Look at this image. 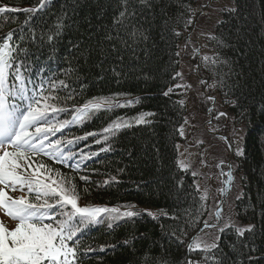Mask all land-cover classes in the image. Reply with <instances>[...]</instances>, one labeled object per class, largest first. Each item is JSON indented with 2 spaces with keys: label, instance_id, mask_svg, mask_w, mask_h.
Segmentation results:
<instances>
[{
  "label": "trees",
  "instance_id": "obj_1",
  "mask_svg": "<svg viewBox=\"0 0 264 264\" xmlns=\"http://www.w3.org/2000/svg\"><path fill=\"white\" fill-rule=\"evenodd\" d=\"M38 2L0 0V6L23 9L37 7ZM119 2L48 0L45 9L35 14L27 28L24 22L30 14H0V37L9 31L23 29L16 33L11 43L21 49L15 54L18 62L24 61L31 66V71L25 72L30 80L26 85L29 89L32 82L40 79L45 80V88H48V77L70 85L51 93L62 101L57 106L69 109L58 119H70L71 109L94 97L115 96L122 105L101 111L85 123L69 126L62 134H57L56 138L67 140L88 132L97 133L95 137L69 146L90 157L81 160L77 155L72 163L79 162V170L46 156L36 158L76 184L80 206L118 207L121 211L141 213L136 218L123 219L111 229L106 220L85 228L80 236V248L86 251L91 247L95 251L84 255L81 264H131L129 248L118 247L112 251L109 246L141 235L144 238L135 240L132 246L137 250V257L148 252L157 261L163 257L168 264H184L189 239L205 221H213V211L219 201L210 199L209 206L197 191L195 177L178 166L179 129L186 107L181 88H176L168 97L163 93L178 84L179 78L172 79L180 64V55L176 53L181 44L188 43L186 33L191 27L188 21L203 1L150 0L145 7H140L139 0H133L142 14L141 31L148 38L130 41L134 51L119 45L122 61L105 40V33L114 27L112 22ZM233 8L238 11L230 13L228 10ZM58 24L64 27L56 52L49 60L52 49L47 47L46 35L52 34ZM214 24L205 39L213 55L210 61L202 64V76L215 83L220 106L233 129H242L239 151L243 155L235 154L231 162L235 176L231 194L236 186L240 188L233 198V208L240 224L258 225L259 235L250 240L259 251L244 249V252L256 257L257 264H264V259L260 258L264 252V221L261 218L264 202V114L261 113L264 108V0H232L231 6L222 10L220 20ZM175 32L180 35H174ZM33 35L44 37L45 45L41 46L39 39L33 40ZM9 83L19 86L11 77ZM69 95L72 99H68ZM149 112L156 114L147 117L151 125H135L136 116ZM118 119L132 122L133 127L122 129L108 144L95 143L101 138L102 130ZM105 147L110 150L101 151ZM92 152L98 155L91 157ZM81 175L88 176L89 183L81 181ZM112 177H116L118 183L105 185L104 181H111ZM145 210L156 214L157 219L146 215ZM162 212L167 215H161ZM2 221L9 228L15 227L16 221L8 216ZM204 229L201 234L209 228ZM217 235L229 264L232 260L244 259L239 253L241 241L233 230L218 231ZM234 243L237 245L235 253ZM101 246H105L106 251L101 252ZM189 256L205 264L204 253L193 252ZM139 264H145V260L140 259ZM147 264L153 261L148 260Z\"/></svg>",
  "mask_w": 264,
  "mask_h": 264
},
{
  "label": "snow or ice",
  "instance_id": "obj_2",
  "mask_svg": "<svg viewBox=\"0 0 264 264\" xmlns=\"http://www.w3.org/2000/svg\"><path fill=\"white\" fill-rule=\"evenodd\" d=\"M149 2L150 0H139V6L145 7ZM47 4L48 0H39L37 7L23 9L4 5L0 6V14H30L24 22L27 28L30 21L35 19V14L44 10ZM228 11L235 13L238 10L233 8ZM141 16L133 0H120L118 13L112 22L114 27L111 32L105 33V40L110 43L117 56L121 51L119 45L122 44L123 49L127 51H134L130 41L134 43V38L143 40L148 38L141 31L144 26ZM188 23H193V21L189 20ZM63 27V24H58L52 34L46 35L47 47L52 49L49 60L56 52ZM20 31L23 29L9 31L4 37H0V40H3V43H0V210L16 221L15 227L9 228L0 220V264H81V258L84 255L95 251L91 247L86 251L80 248V236L85 228L101 224L106 220L111 229L123 219L136 218L141 213L127 209L121 211L118 207L80 206L76 184L60 172L38 162L36 158L46 156L61 164H67L69 168L79 170L81 164L72 163L77 155H80L81 160L90 157L83 151L79 153L73 151L69 146L78 141L87 140L90 136L95 137L97 133L88 132L83 136L67 140L56 138L57 134H62L69 126L85 123L101 111H110L122 105L115 99V96L94 97L83 105L71 109L70 119H58L60 114L67 113L69 109L57 106L62 101L59 96L51 93L61 88L67 89L70 85L64 80L57 83L48 77V88H45L44 79L32 82L31 89L26 86L30 80L25 72H30L31 66L25 64L24 61L18 62L15 54L21 49L18 45L14 47L11 43L16 33ZM174 35L179 36L180 33L175 32ZM20 38L23 39V37ZM32 39H39L40 45H45L44 37L33 35ZM176 55L178 56L179 53L177 52ZM119 59L122 61L123 57L119 56ZM205 59L208 58L205 57ZM181 76L182 73L176 72L172 79L175 80ZM10 77L18 82V87L15 83H9ZM202 83L207 82L202 81ZM181 87L182 85L176 84L168 88L163 95L168 97L176 88ZM45 92L48 94L46 95ZM68 99H72V96L69 95ZM208 99L214 102L215 97H208ZM128 103L131 104L132 101ZM261 113L264 114V108H261ZM155 115L151 112L140 113L134 118V123L137 126H149L152 121L147 117ZM217 115L226 117L227 113L220 112ZM131 127L133 123L130 121L115 120L102 130L101 138L95 143L108 144L110 138L114 139L122 129ZM179 134L184 136L183 126L179 129ZM224 139L227 141L228 137ZM229 147H231L230 141ZM109 150L110 147L101 149V151ZM97 155V152L91 153V157ZM236 155L242 156L243 152L237 151ZM224 163L221 161L218 167L223 166ZM178 166L182 171L189 169V165L184 161H180ZM191 175L195 177L196 173L192 172ZM222 175L227 176L224 181L225 189L221 190L223 193L231 187L233 181L230 165L227 173H222ZM79 179L85 184L89 183V177L86 175H81ZM110 182L118 183L116 177H112L111 181L105 180L104 184L107 185ZM196 188L197 191L200 190L199 185ZM16 191L26 194L19 197L9 194ZM206 195L205 192V196L201 199H205ZM222 204L221 200L219 205ZM219 205L215 216L223 227L205 221L204 228H218L220 233L233 230L235 236L241 241L238 247L244 259L232 260L231 264H245V261L246 264H257V258L245 253L244 249H248L249 252L259 251L250 240V237L259 235L258 225L249 223L246 226H240L235 222H226L222 216V207ZM145 214L152 219H157L156 214L150 211L145 210ZM161 215L166 216L167 213L162 212ZM261 218L264 221V202H262ZM143 238V235L133 237L131 241L126 239L109 247L112 251L118 247L129 248L131 264H139L140 259H144L145 264L148 260H152L153 264H168L165 258L161 257L157 261L148 252L137 257V250H133L132 246L135 240ZM236 248L237 245L234 243L232 245L234 253ZM100 251H106L105 246H101ZM187 252L189 254L204 253L205 264H229V257L220 249L219 237L211 241L202 240L199 237L194 238L189 243ZM260 258L264 259V252ZM184 264H199V261L188 258Z\"/></svg>",
  "mask_w": 264,
  "mask_h": 264
},
{
  "label": "rangeland",
  "instance_id": "obj_3",
  "mask_svg": "<svg viewBox=\"0 0 264 264\" xmlns=\"http://www.w3.org/2000/svg\"><path fill=\"white\" fill-rule=\"evenodd\" d=\"M202 1V5L193 10L191 20H193V17L195 18L200 9L205 8L204 6L209 0ZM231 2L232 0H212L206 10L201 12L195 22L193 21V28L187 39L188 43L186 46L181 44L179 50L180 64L178 72L182 73V76L179 77L178 84L182 85L181 91L186 114L181 125L183 126L184 136H180L181 140L177 144L178 164L180 161H184L189 165L188 170L191 173H196L195 185H199L200 190L198 192L201 197L205 196V192L207 193L205 200L209 202V206L210 199L211 201H219L218 184L220 178L218 179L216 174V160L221 158L223 154L221 150L224 145L221 135L217 137L211 133L223 126V129L230 134L231 141H233V151H239L242 145V129L235 128L234 130L233 125L226 119L228 117H218L217 115L220 112H224V110L220 106L215 83L208 80L207 85L202 83L206 79L202 76V64L210 61L213 55V51L208 48L205 39L212 31L214 23L220 20L222 10L231 6ZM205 57L208 59L206 60ZM208 97H215L214 102L209 100ZM209 109L212 110L209 111ZM232 184H235V178ZM235 188L232 194L231 188L224 198V202L221 205L222 216L226 222L231 221L240 226H246V223L240 224L235 218L233 198L240 192L239 186ZM9 194L19 197L26 193L16 191ZM227 198L229 199L226 200ZM2 215L6 214L3 210H0V216ZM213 217L212 223L216 222L215 216ZM217 225L223 227V224L219 221ZM218 231V228H209L205 233H200L197 237L211 241L218 237Z\"/></svg>",
  "mask_w": 264,
  "mask_h": 264
},
{
  "label": "flooded vegetation",
  "instance_id": "obj_4",
  "mask_svg": "<svg viewBox=\"0 0 264 264\" xmlns=\"http://www.w3.org/2000/svg\"><path fill=\"white\" fill-rule=\"evenodd\" d=\"M214 132L215 133H219L220 132V134L225 135L226 137H228L225 134L226 130L223 129V126H220V128L219 129L217 128V130L215 129ZM213 135H215L217 137L220 136L218 134L217 135L216 134H213ZM221 138L224 141V145H223L222 150H221L223 154H222V156H221L220 159L216 160L217 161V163H216V165H217L216 166V174H217L218 179L220 178L219 179V184H218V188H219V199H220V196H221V193H222L221 190L222 189H225V183H224V181L227 179V176L226 175H222V173H227L228 167L230 165L231 166V169H232V174H233V166H232L231 162H232V159L235 156V153H234L232 155V157L230 158L231 153H230V150H229V142L225 141L222 136H221ZM228 140L230 141L229 138H228ZM230 142H231V146H232L233 143H232V141H230ZM221 161H224L225 163H224L223 166L218 167V165H220V162ZM233 180H234V176H233ZM232 185H231V188H232ZM231 188H228L227 190H225L226 194H228V192L231 190Z\"/></svg>",
  "mask_w": 264,
  "mask_h": 264
},
{
  "label": "water",
  "instance_id": "obj_5",
  "mask_svg": "<svg viewBox=\"0 0 264 264\" xmlns=\"http://www.w3.org/2000/svg\"><path fill=\"white\" fill-rule=\"evenodd\" d=\"M212 2V0H209L206 4H205V8L204 9H200L199 11H198V14L195 16V18H194V22H195V20L201 15V12H203L204 10H206V8L208 7V5L210 4ZM193 22V23H194ZM192 28H193V24H192V26H191V29L189 30V32L192 30ZM189 32L186 34V36H188V34H189ZM204 81H206L207 82V79H204ZM210 133H211V131H210ZM216 134V133H215ZM218 134V133H217ZM216 134V135H217ZM223 136V135H222ZM225 136H223V138H224ZM225 140V139H224ZM226 141V140H225ZM227 142H229L228 140H227ZM229 150H230V153H231V155H230V158L232 157V155H233V153H232V147H229ZM225 195H226V192L224 191L223 193H221V196H220V201L222 200L223 202H224V197H225ZM219 205V204H218ZM219 206H221V205H219ZM218 207V206H217ZM217 207H216V209L214 210V212H216V210H217ZM215 218H216V216H215ZM217 223H218V220H217V218H216V222H213V223H211V224H213V225H217ZM203 228H204V223L200 226V228L198 229V231L193 235V236H191V238L189 239V241H188V243H187V245H186V250H185V254H186V258L188 259V258H191L190 256H189V253L187 252V248H188V245H189V243H191V241L195 238V236L200 232V231H202L203 230Z\"/></svg>",
  "mask_w": 264,
  "mask_h": 264
}]
</instances>
